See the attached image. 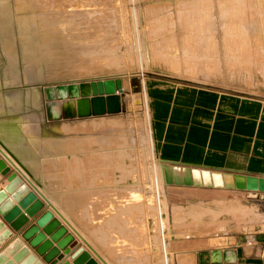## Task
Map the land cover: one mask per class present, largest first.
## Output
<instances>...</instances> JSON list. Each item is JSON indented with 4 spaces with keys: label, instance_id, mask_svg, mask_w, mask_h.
I'll use <instances>...</instances> for the list:
<instances>
[{
    "label": "rangeland",
    "instance_id": "374dc122",
    "mask_svg": "<svg viewBox=\"0 0 264 264\" xmlns=\"http://www.w3.org/2000/svg\"><path fill=\"white\" fill-rule=\"evenodd\" d=\"M116 77L124 112L44 133L54 176L67 163L69 176L108 195L110 215L83 218L90 233L105 230L118 257L180 264L205 240L264 231V193L165 184L146 96L128 88L158 78L264 96V0H0V102L28 114L35 134L43 87Z\"/></svg>",
    "mask_w": 264,
    "mask_h": 264
},
{
    "label": "crops",
    "instance_id": "0c3cea01",
    "mask_svg": "<svg viewBox=\"0 0 264 264\" xmlns=\"http://www.w3.org/2000/svg\"><path fill=\"white\" fill-rule=\"evenodd\" d=\"M128 88L144 91L152 150L160 164L264 177V96L158 78L129 80ZM1 90L3 93L12 92L4 87ZM3 103L0 102V141L25 171L15 167L16 164L1 148L0 158L11 169L9 174H19L44 203V209L37 217L50 210L74 238L68 247L69 254L61 251L55 264H72L71 255L78 248L88 252L97 264H137L139 261H133V257L127 259L114 254V248L119 245L116 240H109L105 230L92 225L90 233L89 224H85V217L110 215L108 195L86 189L83 178L69 176L67 163L59 161V175H53L52 144L44 139L47 137L44 133L50 131V125H62L59 123L64 121L51 122L45 110H40L37 116L42 134L37 135L27 124H34L28 121V114L20 117ZM9 174H0V192L8 184ZM68 218H74V225ZM33 220L26 227L32 225ZM4 225L12 235L0 244V253H4L14 240H19L40 263L46 264L22 240L20 232L15 233ZM129 248L133 256L139 257V251H134L130 245ZM213 253H218L219 258L213 259ZM7 260H11V256ZM195 264H264V231L205 240L195 251Z\"/></svg>",
    "mask_w": 264,
    "mask_h": 264
},
{
    "label": "water",
    "instance_id": "95a60500",
    "mask_svg": "<svg viewBox=\"0 0 264 264\" xmlns=\"http://www.w3.org/2000/svg\"><path fill=\"white\" fill-rule=\"evenodd\" d=\"M42 93L45 113L51 122L115 115L124 112L126 103H129L124 98L120 77L45 86ZM10 170L5 160L0 158L1 176L8 175ZM162 172L165 184L170 186L264 193V177L167 164H162ZM7 181L8 184L0 192V244L12 235L5 223L13 232H20L22 240L46 264H55L61 251L69 254L68 247L74 241L73 236L50 210L37 217L44 209V203L19 174H9ZM32 219L33 224L26 227ZM8 256L11 260H7ZM71 259L72 264H97L83 248L75 250ZM0 264L42 263L19 240H14L4 253H0Z\"/></svg>",
    "mask_w": 264,
    "mask_h": 264
},
{
    "label": "bare ground",
    "instance_id": "6f19581e",
    "mask_svg": "<svg viewBox=\"0 0 264 264\" xmlns=\"http://www.w3.org/2000/svg\"><path fill=\"white\" fill-rule=\"evenodd\" d=\"M60 28V27H59ZM0 148L7 154V158H8V156H9V159H11L12 160V162L14 163V165L16 164V166L15 167H18V168H21V170L24 172L25 170H24V168H23V166L20 164V162L17 160V158L12 154V153H10L9 152V150L6 148V146L0 141ZM4 152H2V153H4ZM1 153V154H2ZM3 155H5V154H3ZM8 161V160H7ZM12 163V164H13ZM17 168V169H18ZM20 170V169H19ZM20 170V171H21ZM21 171V172H22ZM27 173V172H26ZM22 174H24V173H22ZM28 175V174H27ZM27 175H25V176H27ZM41 191V190H40ZM232 192V191H231ZM42 193V192H41ZM44 193V192H43ZM49 199V198H48ZM65 217H63V219H64ZM67 218V217H66ZM67 222H69V220L67 221ZM72 224V223H71ZM70 225V224H69ZM68 226V225H67ZM75 228V227H74ZM75 231V230H74ZM78 232V231H77ZM81 232V231H80ZM83 232V231H82ZM193 232V231H192ZM190 234V233H189ZM82 235H85L84 233L82 234ZM87 237V236H86ZM90 245V244H89ZM100 254V253H99ZM228 254H229V252H228ZM234 254V253H233ZM221 255V254H220ZM252 255V254H251ZM101 256V255H100ZM102 257V256H101ZM231 257V256H230ZM244 257V256H243ZM219 257H218V253H213V259H218ZM234 258V257H233ZM233 258H231V259H233ZM179 261H180V264H194L195 263V261L190 257V254H184V255H181L180 257H179ZM195 259V258H194ZM178 261V262H179ZM228 262V261H227Z\"/></svg>",
    "mask_w": 264,
    "mask_h": 264
},
{
    "label": "trees",
    "instance_id": "16d2710c",
    "mask_svg": "<svg viewBox=\"0 0 264 264\" xmlns=\"http://www.w3.org/2000/svg\"><path fill=\"white\" fill-rule=\"evenodd\" d=\"M134 90H135V88H134ZM134 93H138V91L137 90H135V91H133Z\"/></svg>",
    "mask_w": 264,
    "mask_h": 264
}]
</instances>
